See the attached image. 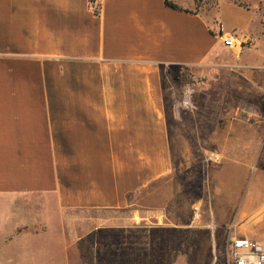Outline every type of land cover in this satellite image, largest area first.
I'll use <instances>...</instances> for the list:
<instances>
[{
  "label": "crops",
  "instance_id": "obj_1",
  "mask_svg": "<svg viewBox=\"0 0 264 264\" xmlns=\"http://www.w3.org/2000/svg\"><path fill=\"white\" fill-rule=\"evenodd\" d=\"M172 1L95 0L97 13L91 0H0V264H78L112 220L143 218L147 189L188 169L174 149L190 144L175 106L188 73L210 83L196 129L212 104L264 125V0H218L213 15Z\"/></svg>",
  "mask_w": 264,
  "mask_h": 264
},
{
  "label": "rangeland",
  "instance_id": "obj_2",
  "mask_svg": "<svg viewBox=\"0 0 264 264\" xmlns=\"http://www.w3.org/2000/svg\"><path fill=\"white\" fill-rule=\"evenodd\" d=\"M217 1L195 0L194 7L213 15ZM255 5L264 12L260 2ZM186 79L194 95L201 85L210 86L198 72L188 73ZM204 111L207 130L195 128L200 123L197 109L189 116L191 130L176 122L177 134L186 133L190 141L174 148L176 158L186 159L188 169L156 181L144 194L143 218L133 217L131 211L115 218L110 229L100 232L111 237L98 244L104 249L93 255L85 251L74 263L214 264L222 260L229 236L264 242V125H255L262 116H250V121L245 116V124L255 127L248 130L238 116L217 114L213 104ZM217 163L225 168L219 170ZM91 225L81 222V235Z\"/></svg>",
  "mask_w": 264,
  "mask_h": 264
},
{
  "label": "built area",
  "instance_id": "obj_3",
  "mask_svg": "<svg viewBox=\"0 0 264 264\" xmlns=\"http://www.w3.org/2000/svg\"><path fill=\"white\" fill-rule=\"evenodd\" d=\"M225 45L234 53L242 48L241 41L233 34L223 35ZM195 90L190 83L184 84L183 97L176 101L178 116H190L196 112ZM214 264H264V242L248 237L229 236L224 244L222 260Z\"/></svg>",
  "mask_w": 264,
  "mask_h": 264
},
{
  "label": "trees",
  "instance_id": "obj_4",
  "mask_svg": "<svg viewBox=\"0 0 264 264\" xmlns=\"http://www.w3.org/2000/svg\"><path fill=\"white\" fill-rule=\"evenodd\" d=\"M166 2H167L168 5H171V6H173V7H177V8L179 7V5L176 4L175 2H173L172 0H166ZM91 3L93 4V6H94L96 12L99 13V11H100V5L97 4V3L95 2V0H91ZM260 10H261V8H260ZM263 11H264V7H263ZM262 15L264 16V12L262 13ZM263 22H264V18H263ZM220 31H221V29H220ZM168 74H169L172 78H175V77H176V74H175L174 72H172L171 70H169Z\"/></svg>",
  "mask_w": 264,
  "mask_h": 264
}]
</instances>
